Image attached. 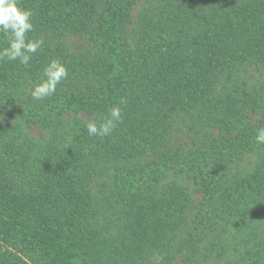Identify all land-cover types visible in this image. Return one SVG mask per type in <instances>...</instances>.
Instances as JSON below:
<instances>
[{
  "label": "trees",
  "instance_id": "1",
  "mask_svg": "<svg viewBox=\"0 0 264 264\" xmlns=\"http://www.w3.org/2000/svg\"><path fill=\"white\" fill-rule=\"evenodd\" d=\"M21 6L44 45L0 62V264H264V0ZM52 59L68 78L35 101ZM122 99V123L90 137Z\"/></svg>",
  "mask_w": 264,
  "mask_h": 264
},
{
  "label": "clouds",
  "instance_id": "2",
  "mask_svg": "<svg viewBox=\"0 0 264 264\" xmlns=\"http://www.w3.org/2000/svg\"><path fill=\"white\" fill-rule=\"evenodd\" d=\"M34 12L21 6V0H0V35L7 46L0 48V62L19 61L28 66L33 55L42 49L43 38L29 39V33L35 30L33 23ZM68 78V69L58 59H52L44 68L42 77L30 87L33 100L42 101L53 96L57 86ZM122 99L119 105L112 106L108 115L97 120L86 122L88 135L95 137L109 136L123 121ZM98 121V122H97ZM255 142L264 145V126L257 128Z\"/></svg>",
  "mask_w": 264,
  "mask_h": 264
},
{
  "label": "rangeland",
  "instance_id": "3",
  "mask_svg": "<svg viewBox=\"0 0 264 264\" xmlns=\"http://www.w3.org/2000/svg\"><path fill=\"white\" fill-rule=\"evenodd\" d=\"M134 10L132 11V18L133 19H136L137 18V16H138V11H137V7H134L133 8ZM142 17V15H140V18ZM140 20V19H139ZM111 30V26H110V28L108 29V31H110ZM169 102H171L170 100H169ZM161 103H164V104H167L168 103V101L167 100H164V101H161ZM29 131V134L35 139V141H34V144L37 146H41V144L39 143V141H40V137H42L43 136V133H44V131L43 130H40V129H38V128H36V127H32L30 130H28ZM67 133H69L68 131H67ZM67 139L68 138H72V137H70V136H67L66 137ZM65 145H67V144H65ZM68 146V145H67ZM70 147V146H69ZM61 148H63L64 150H62ZM61 150L59 149L58 150V152L60 153V154H62V155H66L67 156V154L68 153H70V151L72 152L73 150H71V148H70V151H69V148L67 147V148H65V146L62 144L61 145ZM37 153V152H36ZM38 154V153H37ZM60 154H58V155H56L55 157H58ZM53 166H51L50 167V170H51V172L52 173H61V174H66V176L69 174V175H72V173L73 172H71L70 171V169H68L67 167H66V165H64V164H62V165H60L59 167H57L56 165H54V164H52ZM62 167V168H61ZM67 172V173H66ZM163 181H165V180H163ZM167 181V180H166ZM179 181H180V179H179ZM184 183V182H183ZM191 192H192V197H193V199H195V200H197V201H199L200 199H201V194L198 192V191H196V188L194 187V186H191L190 187V189H189ZM155 230H158L159 231V237H166L167 236V233L169 232V230L166 228V230L163 228V227H161V228H155ZM152 238H154V235H152ZM125 241V240H124ZM128 241V240H127ZM156 241V239L155 240H153V242H155ZM140 242H142V241H140ZM155 243H157V242H155ZM136 244H133V245H127L126 244V241H125V245L123 246V245H121L120 247H121V249L122 250H125V249H129L131 246H135ZM7 249L9 250V247H8V245L7 244H5V242L3 243V242H0V251H3V252H7ZM149 258H150V260L148 261V262H146V264L148 263V264H150V261H151V257L149 256ZM99 259H101V258H99ZM25 263H27V264H29V259L27 260H23ZM103 262H104V260H102ZM152 264H159V261H160V257H157L156 256V258L155 259H152ZM209 262H208V264H213V258H210V260H208ZM31 263V262H30Z\"/></svg>",
  "mask_w": 264,
  "mask_h": 264
}]
</instances>
